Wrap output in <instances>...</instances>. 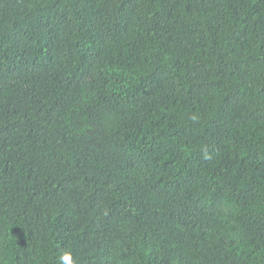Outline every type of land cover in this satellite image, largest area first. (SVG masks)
Masks as SVG:
<instances>
[{"label": "trees", "instance_id": "trees-1", "mask_svg": "<svg viewBox=\"0 0 264 264\" xmlns=\"http://www.w3.org/2000/svg\"><path fill=\"white\" fill-rule=\"evenodd\" d=\"M264 264V0H0V264Z\"/></svg>", "mask_w": 264, "mask_h": 264}, {"label": "clouds", "instance_id": "clouds-1", "mask_svg": "<svg viewBox=\"0 0 264 264\" xmlns=\"http://www.w3.org/2000/svg\"><path fill=\"white\" fill-rule=\"evenodd\" d=\"M59 264H73L71 254L67 251H61L59 255Z\"/></svg>", "mask_w": 264, "mask_h": 264}]
</instances>
